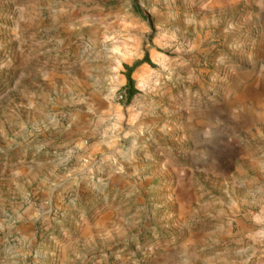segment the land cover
Here are the masks:
<instances>
[{
    "label": "rangeland",
    "instance_id": "rangeland-1",
    "mask_svg": "<svg viewBox=\"0 0 264 264\" xmlns=\"http://www.w3.org/2000/svg\"><path fill=\"white\" fill-rule=\"evenodd\" d=\"M0 264H264V0H0Z\"/></svg>",
    "mask_w": 264,
    "mask_h": 264
},
{
    "label": "trees",
    "instance_id": "trees-1",
    "mask_svg": "<svg viewBox=\"0 0 264 264\" xmlns=\"http://www.w3.org/2000/svg\"><path fill=\"white\" fill-rule=\"evenodd\" d=\"M148 63L150 65H154L153 62L151 61L150 57L148 54L145 55V57L141 60H138L135 62L132 66L126 65V78H127V84L125 87L122 89L121 96L123 97V101L126 105H129L134 97L139 93V90L136 88L135 80L133 78V72L137 67L140 65Z\"/></svg>",
    "mask_w": 264,
    "mask_h": 264
},
{
    "label": "built area",
    "instance_id": "built-area-1",
    "mask_svg": "<svg viewBox=\"0 0 264 264\" xmlns=\"http://www.w3.org/2000/svg\"><path fill=\"white\" fill-rule=\"evenodd\" d=\"M121 99H123V97L121 96Z\"/></svg>",
    "mask_w": 264,
    "mask_h": 264
}]
</instances>
